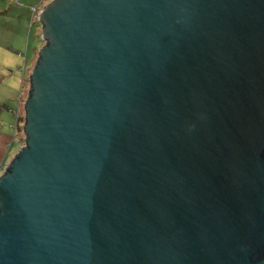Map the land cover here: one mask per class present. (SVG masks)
I'll list each match as a JSON object with an SVG mask.
<instances>
[{"label": "water", "instance_id": "95a60500", "mask_svg": "<svg viewBox=\"0 0 264 264\" xmlns=\"http://www.w3.org/2000/svg\"><path fill=\"white\" fill-rule=\"evenodd\" d=\"M0 264H264V0H51Z\"/></svg>", "mask_w": 264, "mask_h": 264}, {"label": "rangeland", "instance_id": "374dc122", "mask_svg": "<svg viewBox=\"0 0 264 264\" xmlns=\"http://www.w3.org/2000/svg\"><path fill=\"white\" fill-rule=\"evenodd\" d=\"M50 1L0 0V131L12 137L18 95L22 89L20 106L24 118L23 103L30 86L29 72L38 58L39 49L45 43L41 37L42 25L38 20V12ZM25 65L26 73L23 76ZM16 138L11 144L0 145V164L4 162L8 165L19 151L25 142L24 132L20 130Z\"/></svg>", "mask_w": 264, "mask_h": 264}, {"label": "trees", "instance_id": "16d2710c", "mask_svg": "<svg viewBox=\"0 0 264 264\" xmlns=\"http://www.w3.org/2000/svg\"><path fill=\"white\" fill-rule=\"evenodd\" d=\"M41 24V23H40ZM25 70L23 72V76L24 74L26 73V65H25ZM21 99H22V89L20 91V94L18 95V107H17V110L14 112V116L16 118L15 120V124L12 126L14 128V131H15V138L17 137V133L22 130L23 131V121H24V118H23V115H22V109L20 107V102H21ZM7 105V104H6ZM12 110V109H11ZM17 139V138H16Z\"/></svg>", "mask_w": 264, "mask_h": 264}, {"label": "crops", "instance_id": "0c3cea01", "mask_svg": "<svg viewBox=\"0 0 264 264\" xmlns=\"http://www.w3.org/2000/svg\"><path fill=\"white\" fill-rule=\"evenodd\" d=\"M8 88H10V87H8ZM3 140V142L2 143H0V145H8L11 141H13V140H15L16 138H15V132H14V135H13V137L11 136V135H9V133H5V132H2V131H0V140ZM19 140H20V138H19ZM11 144V143H10ZM4 153H5V151H4ZM3 153V154H4Z\"/></svg>", "mask_w": 264, "mask_h": 264}, {"label": "built area", "instance_id": "2783aa9c", "mask_svg": "<svg viewBox=\"0 0 264 264\" xmlns=\"http://www.w3.org/2000/svg\"><path fill=\"white\" fill-rule=\"evenodd\" d=\"M25 70V68L23 67V71ZM24 102H25V100H24ZM20 104H21V102H20ZM23 105H24V103H23ZM21 107V106H20ZM24 107V106H23ZM7 167V165H5V163L3 162V163H1L0 164V171H2V169H4L5 170V168ZM1 174V173H0Z\"/></svg>", "mask_w": 264, "mask_h": 264}]
</instances>
